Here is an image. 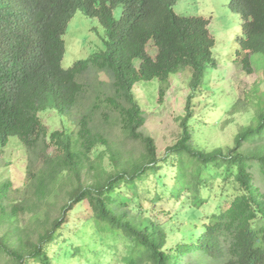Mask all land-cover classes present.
<instances>
[{
    "label": "trees",
    "instance_id": "trees-1",
    "mask_svg": "<svg viewBox=\"0 0 264 264\" xmlns=\"http://www.w3.org/2000/svg\"><path fill=\"white\" fill-rule=\"evenodd\" d=\"M179 1L0 0V151L10 137L31 153L45 146L39 151L42 167L31 179L35 203H10V184L0 185V221L13 222L25 213L38 218L36 204L47 200L51 187L65 178L77 182L57 217L36 238L24 240L17 228L0 237V262L65 264L71 216L85 204L73 227L89 223L95 235H122L129 243L124 264H264V193L253 175L257 168L264 178V106L236 134L232 147L203 151L193 145V100L206 70L216 67L215 41L208 21L175 14ZM228 7L240 18L236 55L242 70L251 74L250 56H264V0H229ZM78 11L104 28L105 50L63 69V37ZM150 43L153 57L147 51ZM186 69L190 94L182 132L160 158L155 140L142 130L145 116L133 88L158 80L161 101L170 78ZM89 70L109 79L114 93L103 102L118 115L125 137L141 145L138 160H124L121 151L111 150L105 136L93 130L89 113L81 116L75 133L49 132L42 123L39 113L48 108L68 116L84 91L78 78ZM248 144L255 147L246 152ZM98 147L110 151L111 171L90 164ZM87 167L94 172L89 184L81 181ZM163 204L186 206L195 223L172 246L157 220L165 214ZM130 209L139 213L132 216Z\"/></svg>",
    "mask_w": 264,
    "mask_h": 264
},
{
    "label": "rangeland",
    "instance_id": "rangeland-1",
    "mask_svg": "<svg viewBox=\"0 0 264 264\" xmlns=\"http://www.w3.org/2000/svg\"><path fill=\"white\" fill-rule=\"evenodd\" d=\"M228 4L229 0H180L173 6L177 16L201 17L208 21V30L215 41L212 56L216 67L209 68L203 75L198 95L193 100V118L190 122L193 145L203 151L232 147L236 134L243 127L251 125L259 105L264 106V56H250L251 74L242 70L240 57L236 55V38L241 36L240 18L230 11ZM115 16H119V8L115 10ZM63 38V69L105 50L104 28L96 19H91L80 11L69 22ZM147 51L154 56L155 48L151 43ZM135 63L137 65L138 61ZM190 74V70L186 69L172 76L161 101L158 100V90L161 86L158 80L140 82L133 88L134 96L145 116L142 130L155 140L157 155L160 158L181 135L186 101L190 94ZM78 81L84 84V91L68 116H60L48 108L39 113L42 123L47 126L49 132L64 129L75 133L81 116L89 113L93 130L105 136L111 150L121 151L124 160H138L143 152L141 145L125 137L118 115L103 102L114 93L107 76L89 70L80 76ZM254 147L255 145L248 144L244 146V150L248 152ZM43 148L44 145H39L37 152L31 153L23 147L18 138L10 137L7 146L0 151V185L10 184V203L25 201L31 206L34 202L35 187L32 186L31 179L42 167L44 155L39 151ZM52 152L53 150L48 148L46 153ZM94 152L97 156L93 153L90 157L92 167L96 170L103 168L111 171L110 151L105 147H98ZM86 169L88 170L82 171L81 181L89 184L93 180L94 172H90L88 167ZM253 175L256 184L264 193V178L257 168H254ZM76 185V181L65 178L60 180L58 185L51 187L47 200L36 204L40 213L38 218L25 213L19 214L13 222L0 221V237L17 228L24 240L36 238L42 227L57 217L59 208L66 203L69 192ZM162 209L165 214L158 215L157 220L167 234V246H172L181 241L184 232L193 229L195 223L190 219V209H186V206L173 207L163 204ZM85 211L86 205H80L71 216L72 234H66L67 241L62 254L64 263L124 264L122 260L128 254L129 243L122 235L110 236L97 232L95 235V229L89 223L73 227L79 222L75 218L81 217ZM129 213L134 216L139 211L130 209ZM150 216L153 217V214ZM200 223L197 222L196 227ZM103 249V255L97 256V251ZM98 257L100 260H97ZM0 264H3V261Z\"/></svg>",
    "mask_w": 264,
    "mask_h": 264
}]
</instances>
